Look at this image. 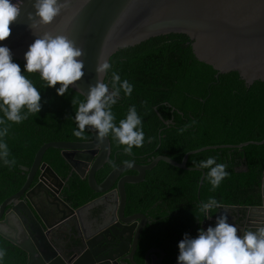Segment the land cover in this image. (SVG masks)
I'll use <instances>...</instances> for the list:
<instances>
[{"label": "water", "instance_id": "1", "mask_svg": "<svg viewBox=\"0 0 264 264\" xmlns=\"http://www.w3.org/2000/svg\"><path fill=\"white\" fill-rule=\"evenodd\" d=\"M59 14L46 24L36 23L34 0H24L20 15L10 23L11 33L0 44L6 45L12 58L24 65V53L36 36L44 33L66 35L83 49L84 75L69 87L84 99L88 86L97 80L98 60L106 59L118 49L133 46L150 37L181 33L188 37L194 56L219 74L236 71L246 86L264 81V0H60ZM35 19V17L33 18ZM105 75L100 79L103 80ZM86 141H48L36 151L23 185L0 202V237L24 253L21 264H177L178 251L166 253L151 246L139 252L141 232L148 222L144 213H126L125 183L140 182L146 170L159 160L189 169V154L218 147L206 145L184 153L180 161L166 155L153 157L148 163L124 162L113 167L98 182L95 173L109 162V137L98 140L90 129ZM48 147L61 150L70 171L84 178L97 196L73 207L63 197L65 181L42 156ZM133 170L134 173H125ZM199 186L204 178L201 171ZM264 177L262 178V180ZM260 205H225L222 210H246L241 221L233 224L239 234L264 226L253 212ZM214 226L203 219L201 228ZM6 228L13 230L11 233ZM16 229V230H15ZM157 253V254H156Z\"/></svg>", "mask_w": 264, "mask_h": 264}, {"label": "trees", "instance_id": "2", "mask_svg": "<svg viewBox=\"0 0 264 264\" xmlns=\"http://www.w3.org/2000/svg\"><path fill=\"white\" fill-rule=\"evenodd\" d=\"M21 66L23 63L12 58ZM109 62L112 68L104 82L110 85L111 71L127 79L133 90L130 96L121 92L112 111L115 122L123 119L130 106H135L142 119L144 143L133 146L131 153L109 135L110 157L96 173L100 182L116 165L131 161L148 163L153 157L166 155L180 161L184 153L206 145L229 144L264 138V81L256 80L246 86L236 71L219 74L209 64L198 60L188 37L169 33L150 37L133 46L118 49ZM23 74L41 93V110L30 114L17 124H8L3 138L8 144L12 167L0 165V202L15 193L24 183L37 149L48 141H86L91 138L86 126L81 137L73 135L77 127L74 114L84 97L69 87L58 95L55 87H47L38 73ZM2 115V113H0ZM187 126V127H185ZM179 129H184L180 132ZM214 156L225 164L229 175L212 190L203 178L207 169L198 167L202 160ZM42 161L48 163L65 181L63 197L71 206L78 207L97 194L84 178L70 171L61 150L48 147ZM189 169L159 160L146 170L145 178L136 183H125L126 213H144L148 222L143 228L139 252L159 246L166 253L178 251V242L185 233L195 237L205 218L199 211L202 201L215 198L225 205H259L264 177V142L236 147H218L189 154ZM125 170V173H134ZM222 207L210 212L215 216ZM0 247L6 250L3 264H21L24 253L0 237ZM15 258V260H12Z\"/></svg>", "mask_w": 264, "mask_h": 264}, {"label": "clouds", "instance_id": "3", "mask_svg": "<svg viewBox=\"0 0 264 264\" xmlns=\"http://www.w3.org/2000/svg\"><path fill=\"white\" fill-rule=\"evenodd\" d=\"M23 2L0 0V41L9 37V25L20 15ZM32 6L34 13H28V18L33 20L31 28L36 23L51 22L61 10L60 0H34ZM82 55L83 49L66 35L44 33L36 36L25 51L22 71L21 66L13 61L10 49L0 44V165L12 167L16 164L15 159L10 158L8 144L3 139L8 133L6 122L19 124L30 114L39 113L42 107L40 90L23 72L38 73L47 87L58 84L56 93L64 95L69 86L80 81L84 75ZM111 68L108 60H98L95 69L98 78L88 86L86 99L79 103L74 114L77 127L73 129V135L81 137L87 126L96 132L98 140L111 135L124 146L125 153H131L133 146L141 147L144 143L142 119L133 105L118 124L115 122L112 107L121 92L124 96L131 95L133 85L127 79L122 80L117 71H111L110 85L103 82L100 77ZM126 163L131 166V161ZM198 167L207 169L204 178L212 190L218 188L229 175L227 166L217 163L214 156L200 161ZM219 207H222L220 202L209 197L200 203L199 211L205 219H210V212ZM5 254L6 250L0 247V264H3ZM177 264H264V226L255 231L246 230L241 235L235 225L228 222L226 215L219 214L214 226L199 228L195 237L184 234L178 242Z\"/></svg>", "mask_w": 264, "mask_h": 264}, {"label": "crops", "instance_id": "4", "mask_svg": "<svg viewBox=\"0 0 264 264\" xmlns=\"http://www.w3.org/2000/svg\"><path fill=\"white\" fill-rule=\"evenodd\" d=\"M260 189H261V202H262V197L264 198V179L262 180ZM253 212L258 213L257 215H255L254 219H256V220H254V221H257V222L264 221V207L262 209L255 210ZM245 213H246V210H243V209L239 210V212H237L236 210H232V209L221 210L215 216H212L211 219L215 223L216 216L219 214H224L228 217V222L233 224L234 222L241 221L242 218L245 216ZM156 247H159V246H156Z\"/></svg>", "mask_w": 264, "mask_h": 264}, {"label": "flooded vegetation", "instance_id": "5", "mask_svg": "<svg viewBox=\"0 0 264 264\" xmlns=\"http://www.w3.org/2000/svg\"><path fill=\"white\" fill-rule=\"evenodd\" d=\"M98 195V194H97ZM96 195V196H97ZM2 202V201H1ZM16 230V229H15ZM6 231L8 232V233H11L13 230H11V229H9V228H6ZM12 260H15V258H13ZM22 263V262H21ZM15 264V263H14Z\"/></svg>", "mask_w": 264, "mask_h": 264}]
</instances>
